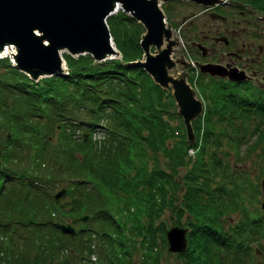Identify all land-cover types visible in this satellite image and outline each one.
I'll return each mask as SVG.
<instances>
[{
    "label": "trees",
    "instance_id": "obj_1",
    "mask_svg": "<svg viewBox=\"0 0 264 264\" xmlns=\"http://www.w3.org/2000/svg\"><path fill=\"white\" fill-rule=\"evenodd\" d=\"M238 2L264 14V0ZM105 22L119 58L62 53L66 73L37 80L0 59V131L9 134L0 140V264H157L158 234L183 215L193 253H173L182 264H254L251 254L264 264V213L244 206L249 183L216 155L221 138L241 143L250 130L261 145L264 125L246 129L248 111L232 108L239 99L220 106L212 96L188 137L170 92L128 64L140 57L141 25L120 9ZM211 115L231 124L232 138ZM166 208L168 225L154 224ZM230 210L242 218L226 225ZM85 212L73 233L55 225ZM247 236L257 247L245 259L238 241Z\"/></svg>",
    "mask_w": 264,
    "mask_h": 264
},
{
    "label": "water",
    "instance_id": "obj_2",
    "mask_svg": "<svg viewBox=\"0 0 264 264\" xmlns=\"http://www.w3.org/2000/svg\"><path fill=\"white\" fill-rule=\"evenodd\" d=\"M194 1L209 4L215 0ZM116 5L144 29L139 40L143 59L131 64L142 67L161 87L171 86L178 112L189 131V120L199 113L200 103L182 79L171 77L166 72L173 65L170 58L173 41L157 0H0V52L9 46L7 51L13 66L33 80L61 74L60 52L63 50L71 55L86 52L95 60L116 55L104 22ZM149 47L154 48L153 54L149 52ZM200 70L223 76L214 64L200 66ZM8 137L5 133V139ZM260 183L264 188V177ZM62 192L63 188L58 189L54 197ZM88 217L84 213L67 223L56 222V226L65 233H72L75 225ZM185 232V228L178 226L165 230L168 251L181 252L185 249Z\"/></svg>",
    "mask_w": 264,
    "mask_h": 264
},
{
    "label": "rangeland",
    "instance_id": "obj_3",
    "mask_svg": "<svg viewBox=\"0 0 264 264\" xmlns=\"http://www.w3.org/2000/svg\"><path fill=\"white\" fill-rule=\"evenodd\" d=\"M239 1V0H236ZM175 2V3H174ZM160 3V1H159ZM245 5V4H242ZM161 9L163 10L165 14V21L167 27L170 28L171 30V39L174 42V49L172 50V53L170 54V57L173 59L174 63L170 68H167L166 72L168 75L171 77H179V78H184L185 82L188 83L192 90V94L201 101V114L199 116L194 117L191 120L190 125L195 124L198 122V118L201 119L206 111H208L210 104H209V98L212 96L218 97V94L220 96L225 95L228 97L227 101L219 102L220 105L226 106L228 104L229 106L232 105L230 103L231 101H234V99H239L240 102L243 103H248L250 105L255 106L256 108H260L262 105V101L260 100V92L263 90V86L257 84L260 83L261 81L258 82H251L249 83L248 87L242 91L236 92H229L232 91L233 89H229L232 87H224L227 86L226 82H224L223 78L217 79L216 77H210L207 73L204 72H199L195 65H192L194 62V59L199 60V54H196L195 52H190L188 50L187 43L189 40L188 37L192 38V34L190 30H205L206 23H208L207 20V15L204 13V11L201 9L200 4L198 2H190L189 0H168L167 2H161ZM204 6V5H203ZM248 7V6H247ZM249 8V7H248ZM249 8L246 11L241 10L240 16L242 18H246L248 20V23H244L241 17H239L237 14L234 16L231 15L232 20L236 19L238 20L237 23L232 24V21H230V26H235L240 29H243V31L240 32L239 38L241 41L244 42H253V46L256 44L261 45L264 40V24H260V21H256L255 19L259 17L260 14H262L260 11H256L255 9ZM194 13V17L188 19L189 21H192L191 24H188L185 18L189 16L190 13ZM183 20V23L180 24L182 26L178 27L179 21ZM218 21L216 20V23ZM178 28V29H177ZM251 29H255L256 35L251 34ZM257 34H262L257 35ZM189 35L188 37H186ZM186 45L187 47L186 51L183 50V46ZM217 45V44H216ZM150 52L154 50V48L150 47ZM255 51V50H254ZM263 56V54H261ZM209 61L213 62L215 59H208ZM200 62V61H199ZM191 64V65H190ZM62 72H65L63 69ZM253 84H257L255 87ZM231 85V84H229ZM203 88H202V87ZM225 97H223L224 99ZM237 101V100H236ZM263 104V103H262ZM175 106V104H174ZM235 109L238 113H243L241 107L239 105H234L232 107ZM210 110V109H209ZM211 122H215V126L223 125L226 129V133L229 135V137H233V133L230 132L229 127H226L222 122H219L215 119L213 115L210 116ZM240 123L242 122L240 118L237 119ZM182 123V122H181ZM169 125L171 127H178V122L177 119H171L169 120ZM191 125V126H192ZM251 121L248 123V128L252 127ZM183 127V125H182ZM184 128V127H183ZM256 128V126H254ZM252 129V128H251ZM190 130V129H189ZM183 132V129L180 130ZM192 131V130H191ZM5 133L4 128L2 131H0V140L1 136ZM249 133V134H247ZM244 135H240V138L242 139ZM255 139V132H246L245 137L243 138L241 143L235 142V140L228 138L226 139L224 137L221 138V145L219 149L217 150V156L220 157V160L224 163V166L227 165L228 169L233 173L235 178L239 181H243V183L247 182L249 183L250 187L247 189H242L244 190L245 194L242 195L244 198L243 203L246 208H251L250 204H255L254 208L258 209V214L259 213H264V205L261 206V204L264 202V188L261 187V179L264 177V142H262L261 145H258L256 142H254ZM1 143V142H0ZM255 145L256 147H252V145ZM1 146V144H0ZM236 152L234 151L235 148ZM248 149V150H247ZM191 152V150H189ZM227 153V154H226ZM234 153H237L235 155ZM236 156L242 158H237ZM1 164V160H0ZM245 173L243 176L242 174ZM229 178V177H227ZM213 181L217 182L219 181V177L217 175L212 178ZM227 183H225L226 185ZM245 186V185H244ZM253 187H258L257 190L255 191ZM254 191L256 194H254ZM245 196L252 198V201H248L245 199ZM173 205H177L179 200L173 197ZM170 217H172V214H170V211L168 208L164 209L162 214L160 215L159 219L155 221L154 224L158 223L160 219L165 221V224L168 225ZM225 217V224H233V222L239 221L242 216L239 212H236L234 210H230L227 213L222 215ZM221 216V217H222ZM222 219V218H221ZM89 222V221H88ZM181 222V226L187 227L188 231L189 228L186 222V219L183 215V217L179 220ZM79 224L77 225V227ZM174 226V225H172ZM160 237L163 238V243H164V249L161 250L162 254L159 256L158 263L157 264H182L183 261L180 257H176L175 254L170 253L166 250V245L164 242V236L163 232L158 234ZM157 237V241H161L160 237ZM188 242V240H187ZM260 244L264 243V240L259 241ZM162 243V244H163ZM250 248L248 250H251L250 252L253 251V249L256 248L255 242L253 241L250 244ZM188 246V243L186 245V251L193 253V250H190ZM162 247V246H160ZM184 249V250H185ZM251 260L255 264L258 263V255L251 254ZM132 260L136 261L138 258V253L136 250L131 254ZM261 258V254H260Z\"/></svg>",
    "mask_w": 264,
    "mask_h": 264
},
{
    "label": "flooded vegetation",
    "instance_id": "obj_4",
    "mask_svg": "<svg viewBox=\"0 0 264 264\" xmlns=\"http://www.w3.org/2000/svg\"><path fill=\"white\" fill-rule=\"evenodd\" d=\"M224 2L216 3L211 10L207 7H202L201 9L207 15L208 23H206L205 30H190L192 38L188 37L189 40L187 43L188 50L199 54V60L194 59L192 65L195 67L200 62L208 63V59H215L213 63L220 66L224 76H213L217 79L223 78L227 86L232 87V91H242L245 90L249 83H257L263 86L262 92H260L261 105L264 106V40L261 45L256 44L253 46V42H244L239 38L240 32L243 29H240L235 26H230V21L232 24L238 22V20L233 19L231 15L237 14L239 17L241 10L246 11L248 7H242L241 4L236 0H223ZM246 9V10H244ZM251 10V9H250ZM210 11H214L220 17H215L211 14ZM194 13H190L185 20L188 24H191L192 21L188 19L193 18ZM242 18V17H241ZM262 15H259L256 21H260V24H263L261 20ZM244 23H248L246 18H242ZM183 20H180V24L183 23ZM216 20L218 21L216 23ZM264 26V25H263ZM251 34L256 35L255 29H251ZM261 35L262 34H257ZM217 44V45H216ZM184 45L183 50L186 51L187 47ZM255 50V51H254ZM263 54V56H261ZM231 84V85H229ZM257 84H253L255 87ZM261 125H264V121H260Z\"/></svg>",
    "mask_w": 264,
    "mask_h": 264
},
{
    "label": "bare ground",
    "instance_id": "obj_5",
    "mask_svg": "<svg viewBox=\"0 0 264 264\" xmlns=\"http://www.w3.org/2000/svg\"><path fill=\"white\" fill-rule=\"evenodd\" d=\"M126 1H127V0H126ZM130 1H134V0H130ZM116 7H117V5H116ZM146 7H147V6H146ZM146 7H145V8H146ZM145 12H147V10H145ZM8 49H9V46H5V47H4V50L0 52V55H2V54H3L4 52H6ZM10 49H11V48H10Z\"/></svg>",
    "mask_w": 264,
    "mask_h": 264
}]
</instances>
